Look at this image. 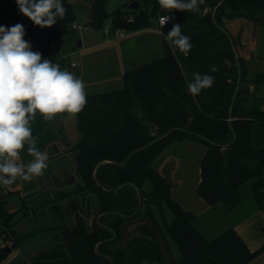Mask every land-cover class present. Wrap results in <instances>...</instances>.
Here are the masks:
<instances>
[{
	"label": "trees",
	"instance_id": "1",
	"mask_svg": "<svg viewBox=\"0 0 264 264\" xmlns=\"http://www.w3.org/2000/svg\"><path fill=\"white\" fill-rule=\"evenodd\" d=\"M71 1L63 0L67 14L52 27L35 26L26 16L20 23L32 51L70 72L71 61L67 56L56 59L55 51L61 40L66 43L76 31L72 29L76 12ZM138 1L141 16L127 9L130 2L111 13L106 8L107 0H95L92 6L88 24L95 30H102L109 21L114 30L138 31L158 25L160 16L173 15L175 19L161 28V58L126 72L122 89L87 95L86 107L76 115L79 137L69 151L80 182L69 190H57L50 207L56 219L65 220L61 203L82 195L89 203L96 200L97 211L91 225L76 214L79 231L64 246L74 264H168L150 226L138 227L141 239L123 243L120 229L139 208L138 188L146 204L145 215L158 225L168 248L166 236L180 252V260L173 259V264H250L264 255V243L252 251L233 229L208 239L195 225L196 214L172 197L171 188L154 163L174 143L201 144L206 151L200 161L197 195L207 205H221L231 212L242 203V188L251 183L253 198L264 213V73L249 75L247 60L240 53L244 48L243 30L234 35L226 26L235 19L262 26L264 0H224L220 6L221 0H205L198 12L164 10L158 0ZM131 13L135 15L132 22L127 18ZM22 17L16 0H0V26H14ZM174 24L182 25V32L191 38L187 56L173 51L165 39ZM54 43L56 49L52 48ZM211 66L218 71L211 72ZM239 68L241 84L230 115ZM194 72L215 77L213 86L196 97L187 91ZM42 120L38 113L32 123L34 135L37 131L33 126ZM256 125L261 140L258 146L254 142ZM52 140L51 134L45 140L38 137V148L43 151ZM245 160L255 166L246 165ZM104 161L109 163L102 164ZM8 205L5 198H0V237L4 243L19 242L23 238H17L14 227L27 217L30 208H25L24 202L20 209L11 211ZM166 209L173 214L170 222ZM262 232L264 236V227ZM57 237L60 240V235ZM3 244L0 264L7 256Z\"/></svg>",
	"mask_w": 264,
	"mask_h": 264
},
{
	"label": "rangeland",
	"instance_id": "2",
	"mask_svg": "<svg viewBox=\"0 0 264 264\" xmlns=\"http://www.w3.org/2000/svg\"><path fill=\"white\" fill-rule=\"evenodd\" d=\"M94 1L95 0L71 1L76 12V23L82 26V29L76 30L75 33L68 38L67 42L61 44L55 51L56 59L67 56L69 57L68 60L71 62L80 61L83 65L86 64L87 69L84 70L81 79L87 86V95L102 94L122 89L124 86L122 74L124 72L135 69L163 56V38L157 24L152 27L138 30L144 31L145 33L143 35H135L130 38L124 37L122 39H116V42L105 43L107 40L102 30L92 29L88 24ZM130 1L131 0H107L106 8L108 12L111 13L125 6V4ZM226 26L234 35L240 30H243V38L244 35H246L245 39H243L244 48L240 53L246 60L247 53H251V71L249 75L264 73V26L257 23H249L244 19L231 20L227 22ZM153 31H155V33L152 38L146 35L148 32ZM127 34L126 32L125 35ZM82 35L86 37L84 41L90 39V43L101 45L96 50L88 52L89 55L87 58H84V56L82 58L81 55L75 53V51H82L84 49L83 47L78 48L77 46V40L81 39ZM247 65L249 66L248 60ZM74 74L77 76L76 73ZM261 95H264V86L261 89ZM58 126L59 117L53 121H45L43 119L38 126H33L37 131L35 135L38 136L40 140L47 139L49 134H51L53 140L49 146L58 144L59 147L63 149L59 156L52 158L49 156L47 162L48 168L44 171V175L48 177L47 183L45 177L41 176L33 179L31 182L18 179L14 185L8 187L0 186V198L3 196L6 197L9 208L20 209L25 202V208L28 206V208L32 210L28 211L29 213L26 219L22 220L17 229L21 236L28 234L20 241L23 248L28 241L34 242L40 238H58L57 236L60 235V225L56 222V217L50 207L52 206L50 202L53 200L54 194L57 191L54 185L55 176H52V173H54L56 169L61 170L66 168L76 176V182H80L76 172L75 161L72 153L69 151L71 145L67 143L66 138H63L62 135L59 134L57 131ZM254 141H256L255 146L261 143L258 125L254 128ZM257 141L259 144H257ZM46 149L44 148L43 151H47ZM205 151L206 148L201 144L188 141L174 143L156 160L154 167L164 173L168 166H173L171 173V182L174 185L171 187L172 197L187 210L193 211V213L196 214V225L202 231L210 229L215 223L218 229L213 235H217L221 233V231H225L227 224L229 225V221L225 220L221 211H209L207 209L209 205H205L196 192L200 180V161ZM21 157L22 161H25V163H29L33 159V157L27 154V148L21 150ZM244 163L250 167L255 166V163L251 160H245ZM45 184H47V187L42 188ZM149 188L150 186L147 185L146 189ZM29 192L32 193L25 195ZM242 197L243 204L239 214L240 218L251 215L253 213L252 207L256 204L253 199L251 183L246 184L242 188ZM200 203L204 204V207H202ZM61 206L65 214H67L66 209L69 206V200L62 202ZM218 208L224 210L221 205L218 206ZM91 209L95 214L97 211L95 199H92ZM166 215L167 220L170 222L173 219V214L166 209ZM157 218L160 220L158 213ZM232 218L235 219L237 217H231L230 219ZM230 221L232 222V220ZM89 224L91 225V221H89ZM21 236L17 235V238ZM166 237L173 258L175 260H180L181 255L179 250L174 242L168 236ZM210 237H212V235ZM6 242L7 243L3 246L4 248H15L13 247L14 244L12 245V240ZM0 243H4L1 237Z\"/></svg>",
	"mask_w": 264,
	"mask_h": 264
},
{
	"label": "clouds",
	"instance_id": "3",
	"mask_svg": "<svg viewBox=\"0 0 264 264\" xmlns=\"http://www.w3.org/2000/svg\"><path fill=\"white\" fill-rule=\"evenodd\" d=\"M16 4L21 14L41 28L52 27L67 14L63 0H16ZM158 4L168 11L198 12L205 0H158ZM158 19L163 28L170 17ZM25 34L20 23L0 26V186L4 187L18 179L31 182L48 168L49 154L38 148L32 129L38 113L45 121L55 120L58 114L74 118L87 104L84 81L32 51ZM165 39L173 51L185 56L192 48L191 38L182 32L180 24H174ZM210 71L218 69L211 66ZM214 83V76L194 72L187 91L196 97ZM26 146L27 154L33 157L28 164L21 162V150Z\"/></svg>",
	"mask_w": 264,
	"mask_h": 264
},
{
	"label": "crops",
	"instance_id": "4",
	"mask_svg": "<svg viewBox=\"0 0 264 264\" xmlns=\"http://www.w3.org/2000/svg\"><path fill=\"white\" fill-rule=\"evenodd\" d=\"M76 19H77V17H76ZM89 20H90V18H89ZM126 32L128 34L125 35L124 37H129V38L133 37L135 35L136 36L137 35H143L145 33L142 30L141 31H126ZM154 33H155V31L148 32V34H146V35L148 37L152 38ZM245 37H246V35H244V38L242 36L243 39H245ZM85 38H86L85 36H83V35L81 36L82 47L84 49L82 51H75V53L81 55L82 58H83V56H84V58H87V56L89 55L88 52L94 51L101 46V45H98L97 43H94V44L90 43L89 42L90 39H88V41H84V40H86ZM116 41H117L116 39L115 40L113 39V40L107 41L105 43L116 42ZM162 49H163V45H162ZM68 59H69V57H68ZM247 60H248V64H249L248 68H249V72H250L251 71V68H250L251 53H247ZM72 63L76 64V67L73 69L72 73H76L77 74L76 77L81 78L84 70L87 69L86 64L83 65L80 61H72ZM129 71H131V70H129ZM126 72H128V71H126ZM126 72H124L122 74V76ZM57 117H59V126H58L57 131L59 132L60 135H62L63 138H66L63 119L68 117V116H67V114H58ZM61 117H63V118H61ZM254 142L256 143V141H254ZM257 144H259L258 141H257ZM53 145L54 144H52L51 146H49L46 149L47 153L49 154V156L51 158L59 156V154L63 150L59 147L58 144H56L58 147V152H55L54 150L51 151L49 148L52 147ZM25 148H27V146ZM21 162L25 163V161H22V157H21ZM26 163H28V162H26ZM64 171H70V170H68L66 168L61 169V170L56 169L54 171V173H52V176H59L60 177L59 180H61L63 178V172ZM43 176L45 177V181L47 183V179H48L47 175L46 176L43 175ZM45 187H47V184H45L42 188H45ZM57 188L62 189L61 186L55 185V189H57ZM30 193H32V192H29L25 195H28ZM241 194H242V190H241ZM1 198L6 199L5 196H3ZM203 203H205V202L203 201ZM242 204H243V197H242V203L231 212L226 211L224 208H223L224 210H221L220 208H218V206H220V205L208 206L207 209L211 212L221 211L225 220L229 221V225L227 224V228L225 229V231H227L229 229L235 230L242 237V239L245 241V243L248 245L249 249L252 251H255V250L259 249L264 243V236H263V232H262V229L264 227V213L259 209L258 205L255 204L256 206L254 205L252 207L253 213L251 215H249V216L247 215L246 217L240 218L239 214L242 210ZM200 205L202 207H204L203 206L204 204L200 203ZM205 205H207V204L205 203ZM8 208H9V205H8ZM9 209L11 211L18 210V209H11V208H9ZM30 211H32V210H30ZM231 217H237V218L230 219ZM25 219H23V220H25ZM230 220H232V222ZM21 222L22 221L18 222L16 224V226L14 227L16 236L17 235L21 236V234L17 231L18 226L20 225ZM195 225H196V221H195ZM197 228L208 239H214L217 236H219L220 234H222L223 232H225V231H221V233H218L217 235H213L214 232L218 229L216 227L215 223L211 226L210 229H208V230L205 229V231H202L198 226H197ZM26 235H28V234H26ZM26 235L21 236V238H24ZM211 235H212V237H210ZM5 243H7V242H5ZM5 243L4 244L2 243L3 246L5 245ZM13 244H14L13 247H15V248L10 249V251L7 253V256H6V258L2 264H74L67 248L61 242V240H58V238H55V237H53L51 239L50 238H40L38 240H35L34 242L28 241V243H26V246L24 248L22 247L20 241L19 242L13 241L12 245ZM250 264H264V256L263 255L260 256L258 259H256L255 261H253Z\"/></svg>",
	"mask_w": 264,
	"mask_h": 264
},
{
	"label": "water",
	"instance_id": "5",
	"mask_svg": "<svg viewBox=\"0 0 264 264\" xmlns=\"http://www.w3.org/2000/svg\"><path fill=\"white\" fill-rule=\"evenodd\" d=\"M223 1L224 0H221L219 6L223 3ZM127 9L131 10V11H137L140 16L143 14V11L141 10L140 2L138 0H134V1L130 2L127 5ZM215 13H216V9L213 11V18L215 16ZM24 18H25V16L23 15L22 20L19 23H22L24 21ZM262 26H264V24ZM229 38H230L231 43L233 45V51L235 53L237 62L239 63V55H238L237 49H236V47H235V45L233 43V39H232L231 35H229ZM63 43H64V40H61L59 42L60 45L63 44ZM77 46H78V48L82 47L81 39L77 40ZM240 84H241V69L239 68L238 86L236 88V93H235V95L233 97V101H232V104H231L230 115H232V112H233L234 103L236 101V97H237V93L239 91ZM63 124H64V127H65V133L68 136L70 142L74 143L78 139L77 118H76V116L74 118H68V117L64 118L63 119ZM169 133L170 132H168L166 135H164L161 139L167 137ZM52 147H53V150L55 152H58V147H57L56 144H54ZM107 163H109V162L108 161L102 162V164H107ZM172 167L173 166H168L165 169V171H164V178H165V181H166V185L169 188L174 186L172 184V182H171ZM97 170H98V168L95 170V173H94L95 176H96ZM59 179H60L59 176H55V181H58ZM73 182H74V178L70 182V184H72ZM138 194H140L139 191H138ZM70 222H71V228L69 226H67L66 222H63V224H62V226H63L62 236L63 237L61 239V242L63 244L71 243L72 240H73L74 235L78 232V228L75 227V224H74L72 218L70 219ZM141 224H147V225H149L150 227H152L155 230V232L157 233V236L159 238L163 253H164V255L167 258L168 264H173V256H172L170 250L168 249V247L166 245V242H165V240H164V238L162 236V233L160 232L158 226L153 221H151L148 218H144V217L137 218V219H135L133 221H130V222L126 223L121 228V235H122L125 243H129L128 238L134 232L135 226L141 225ZM135 239H137V237H135ZM9 251H10V249L8 247L5 248V252L6 253H8Z\"/></svg>",
	"mask_w": 264,
	"mask_h": 264
},
{
	"label": "flooded vegetation",
	"instance_id": "6",
	"mask_svg": "<svg viewBox=\"0 0 264 264\" xmlns=\"http://www.w3.org/2000/svg\"><path fill=\"white\" fill-rule=\"evenodd\" d=\"M66 134V133H65ZM79 137V136H78ZM66 140H67V143L69 144V145H73L74 143H72V142H70V140H69V138H68V136L66 135ZM51 151H53V147H50L49 148ZM50 151V152H51ZM99 168V167H98ZM160 171V170H159ZM161 172V171H160ZM161 174L163 175V177H164V173H162L161 172ZM73 178H74V182L72 183V184H70V182L73 180ZM165 179V178H164ZM76 176L71 172V171H64L63 172V178L61 179V180H58V181H55L54 182V185H57V186H61L62 187V189H66V190H69L70 188H72L75 184H76ZM57 190H60V189H58L57 188ZM139 191L140 192V190L138 189V188H136V191ZM138 191H137V194H138ZM138 196L140 197V199H139V208H138V210L136 211V213H135V215H132V216H130L129 218H127V220H126V222H124V224L121 226V228L126 224V223H128V222H130V221H133V220H135V219H137V218H140V217H144V218H148L146 215H145V211H146V204L145 203H143V200H142V198H141V192H140V194H138ZM67 211H66V219L65 220H59V219H56V222L60 225V227H61V231H60V240L62 239V231H63V226H62V224H63V222H66V224H67V226H69L70 228H71V222H70V219L72 218L73 219V222H74V224H75V227H77L78 228V226H77V223H76V221H75V216H76V214H79V215H81L83 218H84V221H85V223L86 224H88V225H90L89 224V221H91V223H92V221L94 220V218H95V214L92 212V209H91V202L89 203L88 201H87V199H86V197H84V196H82V195H80V196H75V197H72L70 200H69V206L67 207V209H66ZM156 213H158V212H156ZM157 215V214H156ZM158 215H159V213H158ZM102 215H100L99 217H98V219L101 217ZM148 219H150V218H148ZM158 219V218H157ZM151 220V219H150ZM151 221H153V220H151ZM154 222V221H153ZM160 222V221H159ZM155 223V222H154ZM156 224V223H155ZM142 225H147V224H141V225H137V226H135V229H134V232L131 234V236L128 238V240H129V243H125V241H124V239H123V237H122V235H121V237H122V239H123V243L125 244V245H128V244H130L132 241H134V240H136L135 239V237H137V240H139V239H141L143 236L141 235V234H139L138 232H137V229H138V227L139 226H142ZM157 225V224H156ZM147 226H149V225H147ZM158 226V225H157ZM132 228V227H131ZM152 228V227H151ZM159 228V227H158ZM153 229V228H152ZM154 230V229H153ZM160 230V229H159ZM78 231H79V228H78ZM155 231V230H154ZM161 232V231H160ZM78 233V232H77ZM76 233V234H77ZM75 234V235H76ZM120 234H121V229H120ZM157 234V233H156ZM74 235V236H75ZM163 236V235H162ZM158 237V236H157ZM74 238V237H73ZM164 238V237H163ZM159 239V238H158ZM160 242V241H159ZM161 245V244H160ZM167 245V244H166ZM168 247V246H167ZM162 248V247H161ZM169 249V248H168ZM171 252V251H170ZM174 259V258H173ZM154 264H158V263H154Z\"/></svg>",
	"mask_w": 264,
	"mask_h": 264
},
{
	"label": "built area",
	"instance_id": "7",
	"mask_svg": "<svg viewBox=\"0 0 264 264\" xmlns=\"http://www.w3.org/2000/svg\"><path fill=\"white\" fill-rule=\"evenodd\" d=\"M164 16H167V15H164ZM168 16L170 17V20L163 27L168 26L175 19L172 15H168ZM127 18H128V21H131L132 22L135 19V15L133 13H131V14L128 15ZM158 27L160 28L159 21H158ZM72 29H74V30L82 29V26H79L77 23H74L72 25ZM160 30H161V28H160ZM102 33H103V35H104V37L106 38L107 41H110L111 39H117L118 40V39L124 38L125 33H126V30H124V29H116V30H114L112 28L111 21H109L105 25V27L102 29ZM52 48L56 49L57 48V45L55 43L52 44ZM75 67H76V64L71 62V68H72V70Z\"/></svg>",
	"mask_w": 264,
	"mask_h": 264
}]
</instances>
